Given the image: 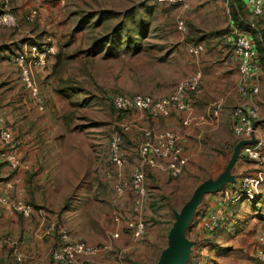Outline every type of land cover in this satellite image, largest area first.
I'll return each mask as SVG.
<instances>
[{
  "label": "rangeland",
  "instance_id": "obj_1",
  "mask_svg": "<svg viewBox=\"0 0 264 264\" xmlns=\"http://www.w3.org/2000/svg\"><path fill=\"white\" fill-rule=\"evenodd\" d=\"M189 2L190 13L188 15L185 12L190 17L187 19L186 41L174 27L177 16L174 8H164L147 0H0V13L8 10L17 20L14 27L0 26L7 29H0V33H5L8 41H12L10 45H14L13 53L20 50L25 41L42 43L48 37L49 45L56 53L50 65L48 57L46 65L32 67L34 80L44 100L41 112H46L49 107V98L45 96L48 89L54 93L53 87L73 88L66 91L68 96H60L68 104V110L62 115L64 131L67 133L64 148L68 152L64 156L62 167L73 172L75 186L73 189L60 187L55 191L56 196L53 195L48 201L50 208L43 212L45 218L39 230L41 238H38L44 247L40 246L35 254L31 252L32 249L22 247L26 255L23 261H17L13 255L12 258L7 250V260L15 264H52L50 250L56 244L58 234L53 230L48 235L45 230L50 223H54L55 228L62 227L74 238L88 243H110L115 250L110 256L99 255L79 264H112L114 259H119L124 264H157L162 251L167 247L168 233L176 213L190 200L197 187L205 183L213 184L223 175L229 177L225 184H235V178L240 175L237 164L243 158L239 155L233 157L232 120L220 112L216 118L205 116V124L199 125L194 120L187 126L188 146L183 142L182 144L186 146L184 151H187L185 154L188 159L183 173L177 178H171L164 171L146 169L143 201L137 211H134L131 204L133 191L129 188V175L134 167L132 158L137 153L140 139L136 138L135 131L139 135L143 128H135L136 122L132 120L136 113L131 112L133 110H115L109 103L110 96L141 93L164 97L170 94L179 81L197 72L195 61L188 57L186 51V43L192 39L196 41L201 38L205 53L215 55L219 52L216 47L220 43V49L229 51L224 43V35L230 28H226L224 23L231 18L233 8L228 5L229 12H226L224 0ZM245 4L246 0L240 1L243 14H247L243 9ZM30 11H36L32 21L27 20ZM247 20L258 26L262 24L259 16L250 15ZM144 29L145 38L140 34ZM247 32L251 36V29ZM99 39L107 40L93 47V43ZM128 39L140 41L143 51L138 55H133L130 51L120 52V40L124 43ZM115 40L117 48L114 51L119 49V56H106L103 45L107 43L106 47L109 49ZM256 48L259 59L263 60L264 70V44L263 48ZM109 50L113 52V49ZM93 51L97 53L94 54ZM13 57L12 55V59ZM198 58L202 60V56ZM189 60L194 63L190 64ZM37 70L39 73L46 72L44 80L39 78ZM205 72L208 79L213 80L214 66L211 68L209 64ZM220 73L224 75L229 85L227 87L232 86L229 80L234 75V70H223ZM47 78L50 82L45 87ZM210 80L204 90V99L206 103H211V111L216 101L222 102L220 98H223L225 92L222 88H212L210 85L214 83L210 84ZM26 91L31 95L28 89ZM196 92L190 94L194 107L198 105L196 97L194 98ZM233 92L242 99L237 85ZM260 97L264 98L262 90ZM53 112L57 115L56 110ZM122 122L130 126L129 131L123 134L128 164L121 172L113 166L106 167L108 175L104 176V167H100L99 163L106 158L112 131L118 129ZM70 141L72 142L69 144ZM118 181L127 183L124 200L118 198L113 188ZM214 193L215 191H208L207 194ZM205 195L190 214L191 217L199 210L203 213L211 211ZM218 203L217 200L215 208ZM224 209V220L216 229L218 231L223 227L218 242L200 245V241L197 246L194 241L183 264H218L213 256L216 252L231 260L237 258L242 252L241 246H233L238 236L243 242L249 239V248L254 251V236L264 224V177L251 196H229ZM117 216L120 219L119 225L115 222ZM135 216L145 224V232L141 238L134 237L123 222L125 218ZM23 218L25 217L20 214H11L5 219L0 239H10L20 246L23 232L30 228L28 224H24ZM28 219L33 224L34 219ZM115 231L119 233L118 238L112 236ZM47 238H50L49 245H46ZM32 240L29 238V242Z\"/></svg>",
  "mask_w": 264,
  "mask_h": 264
},
{
  "label": "built area",
  "instance_id": "obj_2",
  "mask_svg": "<svg viewBox=\"0 0 264 264\" xmlns=\"http://www.w3.org/2000/svg\"><path fill=\"white\" fill-rule=\"evenodd\" d=\"M146 1V0H141ZM158 4L179 5L180 9L176 20V28L183 34L187 33L185 11L188 4L185 0H147ZM252 16L264 17V0H246ZM229 12V10H227ZM36 11H30L27 20L32 21ZM17 24L16 17L8 10L0 13V26L14 27ZM48 40L37 43L31 40L25 41L18 50L13 62L19 68L20 78L30 96L39 108L43 109V102L36 81L33 77L32 67L46 65L48 57L55 54ZM224 43L237 60V89L242 97L241 102L232 108V134L236 144H242L239 156L245 161L252 163L250 171L243 173L234 185L225 184L222 187L219 203L204 216L201 226L207 232H214L224 220L225 207L229 196H251L252 192L259 187L264 177V136L259 134L257 122L259 121V107L256 96L260 90V77L262 66L259 63L258 52L251 41L247 31L238 30L232 27L224 35ZM188 51L197 55L203 51L199 43H189ZM201 82L200 71L179 81L170 94L164 97H154L141 93L115 94L110 98V105L117 111H139L142 114L153 117L166 116L170 111L184 112L182 119L183 126H189L195 119L193 99L194 94ZM222 102L216 101L210 111V118H216L222 111ZM133 122L135 121L132 120ZM134 126V125H133ZM129 125L125 122L119 124V128L112 131L109 140V148L104 159L106 167L113 166L121 172L127 165V153L124 148L123 134L129 131ZM141 137L138 140L137 152L138 163L132 168L129 175L130 189L133 191L131 204L134 211H137L145 195V170L164 171L171 178H177L182 173L187 163V155L184 152L183 139L181 135L172 130H153L151 128L141 129ZM20 140L12 134L4 125V117L0 112V159L9 165L12 170L21 167L18 157ZM104 167L103 175L107 176V169ZM19 180H0V205L6 207L12 213H18L25 218L32 216L34 208L26 201L20 190L15 186ZM118 198L124 200L126 197L127 183L118 181L113 185ZM17 191V193H15ZM117 225L120 219L115 218ZM125 227L136 238H141L145 232L144 222L137 216L124 219ZM50 223L45 234L50 235L53 230L58 234L56 244L50 250V258L55 263L79 264L83 261H91L99 255L110 256L115 250L110 243H88L69 235L62 227ZM44 234V233H43ZM114 238L119 237L118 231L113 232ZM9 247L10 253L17 261L26 259L25 253L16 242L10 239H0ZM255 258L259 264H264V224L258 230L255 237ZM112 264H124L119 259H114Z\"/></svg>",
  "mask_w": 264,
  "mask_h": 264
},
{
  "label": "crops",
  "instance_id": "obj_3",
  "mask_svg": "<svg viewBox=\"0 0 264 264\" xmlns=\"http://www.w3.org/2000/svg\"><path fill=\"white\" fill-rule=\"evenodd\" d=\"M185 1L188 5H190L189 0ZM224 1L226 12L228 10V5L230 8H236L237 10V7L232 0ZM232 4H234L235 7L232 6ZM159 5L164 8L173 7L175 16L177 15V20L178 12L180 9L179 5ZM188 9L185 12L188 13ZM243 9L246 10L247 14H242V18L247 19V17H250L251 15L250 10L247 5L244 6ZM188 15H185L187 32V19L190 18L188 17ZM176 20L174 25L176 31L184 37V40L187 41L188 34H183L177 30ZM231 24V18L229 19V21H225L224 23L226 28L230 29L232 27ZM0 29L5 28L0 27ZM10 42L12 43V41H8V36L5 33H0V112L4 117L5 127L8 128V130H10L12 134L20 140V145L18 147V157L21 161V167L18 170H12L8 164L0 159V180L9 179L13 181L15 180V178H17L19 180V183L15 186L16 190H20L22 197L26 201L31 203L34 208V212L31 216L32 219H34L33 224L30 222V219L23 218L24 224H28L30 228L26 229V231L23 232L20 249H22V247L32 249L31 252L35 254L40 250V246L44 247L43 242H39L38 238H41L39 230L43 225L42 222L45 218L43 216V212L45 209L50 208V206L48 205V201L53 195L56 196L55 191L59 190L60 187L64 189H73L75 186L74 177H72L73 172L69 171L67 167H62L65 162L64 156L66 153H68L64 148L65 142H67V133L64 131L65 124L62 121V115L68 110V104L55 91V87H53L55 91L54 93H52L50 89H48L47 93H45V96H48L49 98V107L47 108V111H38L37 107L34 104L35 102L30 98L31 96L28 94L26 89L21 88L24 86L20 78L19 68L12 62L14 45H10ZM189 43L201 44L203 46V51L197 55L191 54L187 48ZM221 47L222 45L220 43V46H218V48L216 47V50H218L219 52L214 55L205 53V45L202 42L201 38L196 41L195 39H192V41L186 43V51L189 54L188 57L190 56V59L195 61L194 63L192 62V60H189V63L196 64V71H200L201 73L200 86L194 95V98L196 97L195 101L198 103V105L194 107V116L196 122L199 125L205 124L203 123V121L206 120L204 119V117L209 115L211 107V103H206V100L204 99V90L206 89V85H208V81L210 80V78L208 79L205 72L206 66H209V64L211 65V68L213 66L215 68V76L214 78L211 77L213 80H210V84L212 82L214 84L210 86L212 88H222V90L225 92L223 98H220L223 102V109L221 111V114L224 113L232 120V106L238 104L239 101H241V98L233 92L234 87L237 85V60L235 57H233L231 52H229L225 48H223L222 50L220 49ZM142 51L143 50L141 46V49L138 53L133 54L131 51L130 53L133 55H138ZM120 52H128V50ZM120 52L116 56H119ZM55 54L49 56L48 64L53 62ZM199 56H202L201 61L198 60ZM205 60L207 62L203 63L202 61ZM215 61H220V63H215ZM48 64L46 67H48ZM217 66L219 68H217ZM223 70H227V72L234 70V75L229 80V83L232 84V86L230 87H227L229 85L226 83L224 75L220 73ZM262 72V76L260 77V90L256 96V100L259 107V121L257 122V128L259 130V134L264 136V98L260 97L261 90L262 93H264V70ZM45 75L46 72L41 71L39 73V78L41 80H44ZM49 82L50 79L47 78L45 87H48L47 84ZM201 85L202 88H200ZM54 110L57 111V115H55V113L53 112ZM135 116V128L137 130H140L141 128H151L153 130H172L179 133L182 136L183 143H185V145L187 144L188 139L186 135L188 133L187 130L189 129V127L182 125L184 112L170 111L166 116L153 117L136 111ZM135 132L137 134L136 138H140L138 136H141V133L138 135V131ZM233 141L234 143L232 145V148L234 151V148L236 146V140L234 137ZM71 142L72 141H70L69 144ZM185 145L184 147L186 148ZM184 152L187 153V151ZM132 160V166H135V164H137L139 160L138 152L135 154V156H133ZM104 164L105 162L102 159V163H99V166L106 167V165ZM252 167V163L240 159L239 163L237 164V170L239 171L240 175H238L235 180L238 179L243 173L250 171ZM17 191H15V193H17ZM220 193L221 190H218L213 195H205V198H207V204L210 205L209 209L214 208L215 202L218 200ZM196 212L194 213L193 217L190 216L189 224L186 230V237L188 241L191 242V246L194 241L197 246L199 245L200 241H202L200 245H207L215 241L218 242V238L223 227H221L218 231L216 230L215 232L205 231L202 228L201 223L208 211L203 213L199 210L197 213ZM11 214L18 213H12L6 207L0 205V235L3 232L1 226L4 225L5 219L11 216ZM188 235L191 236V238ZM29 238H32L33 240L29 242ZM250 242L251 241H249V239L243 242V240L238 236L237 242L234 243L233 246H241L242 252L239 256H237V258H232V260L229 259L230 257L225 256L224 254H219L217 252L214 253L213 256L216 257L218 264H259L255 258V247L254 251L249 248V246L251 245ZM49 243L50 238H47L46 245H49ZM191 246L189 252L192 249ZM7 250H9V247H7V245L3 243H0V264H15L11 262V260H7ZM10 256L12 257L11 253ZM50 261L52 262V264H61L53 262L51 258Z\"/></svg>",
  "mask_w": 264,
  "mask_h": 264
},
{
  "label": "water",
  "instance_id": "obj_4",
  "mask_svg": "<svg viewBox=\"0 0 264 264\" xmlns=\"http://www.w3.org/2000/svg\"><path fill=\"white\" fill-rule=\"evenodd\" d=\"M246 141H241L236 144L233 157L239 155L240 147ZM229 179L228 175H223L218 181L213 184H202L195 190L194 194L185 202L180 208L179 212L175 215L167 237V247L162 251L157 264H183L186 256L189 254L191 242L186 237V230L189 224L190 214L198 207L202 197L208 191L220 190L226 181Z\"/></svg>",
  "mask_w": 264,
  "mask_h": 264
},
{
  "label": "trees",
  "instance_id": "obj_5",
  "mask_svg": "<svg viewBox=\"0 0 264 264\" xmlns=\"http://www.w3.org/2000/svg\"><path fill=\"white\" fill-rule=\"evenodd\" d=\"M233 2H234V4L236 5V7H237V10H236V8H233L232 10V16H231V19H232V27H235V28H237L238 30H241V31H247L248 29H251V41H252V44L254 45V47L256 48V46L258 47H260V48H263V44H264V17H261L262 18V24H261V26H258L255 22H253V21H249V20H247V19H243L242 17V14H243V12H242V5H240V1L241 0H232ZM234 4H232V6H234L235 7V5ZM231 27V28H232ZM140 34L142 35V36H144L145 37V32L143 31V33L140 31ZM138 39V37H132V39ZM142 38V37H141ZM132 39H128L126 42H122L121 40H120V43L121 44H119V48H121L120 47V45L122 46V50L121 51H131L133 54L134 53H138L139 52V50L141 49V42L140 41H133ZM104 40H107V39H99L97 42H95V43H93L94 45H93V47H95L96 46V44L98 43H100V42H102V41H104ZM110 41L108 40L107 41V43H109ZM21 43H22V41H21ZM107 43H105L103 46H105L104 48H105V50H104V53H105V55L106 56H108V55H112V56H116L118 53H119V49H118V51H114L116 48H117V40H115L112 44L113 45H111L110 46V48L109 49H113V52H110V50L108 49V47H106V44ZM258 44V45H257ZM257 49V48H256ZM91 51V50H90ZM100 51V50H99ZM98 51V52H99ZM94 52V54H96L97 53V51H93ZM15 54V52L12 54V55H14ZM258 59H259V57H258ZM13 60V59H12ZM14 63V62H13ZM259 63L261 64V66L263 65V60H261V59H259ZM73 88H71V87H63V88H58V87H56L55 88V91L59 94V95H61L62 97H66V96H68L67 95V93H66V91H71ZM113 96V95H112ZM112 96H110V98L112 97ZM31 98V97H30ZM32 99V98H31ZM35 104V103H34ZM43 104H44V102H43ZM35 106L37 107V105L35 104ZM43 107H44V105H43ZM37 109H38V111H42V110H39V108L37 107ZM3 150H1L0 149V153L2 152Z\"/></svg>",
  "mask_w": 264,
  "mask_h": 264
}]
</instances>
